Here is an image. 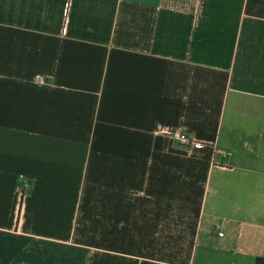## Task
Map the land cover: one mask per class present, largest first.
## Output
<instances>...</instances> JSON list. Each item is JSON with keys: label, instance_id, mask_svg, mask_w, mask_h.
Wrapping results in <instances>:
<instances>
[{"label": "crops", "instance_id": "obj_1", "mask_svg": "<svg viewBox=\"0 0 264 264\" xmlns=\"http://www.w3.org/2000/svg\"><path fill=\"white\" fill-rule=\"evenodd\" d=\"M256 256L264 0H0V264Z\"/></svg>", "mask_w": 264, "mask_h": 264}, {"label": "built area", "instance_id": "obj_2", "mask_svg": "<svg viewBox=\"0 0 264 264\" xmlns=\"http://www.w3.org/2000/svg\"><path fill=\"white\" fill-rule=\"evenodd\" d=\"M158 131L160 132H168V129L165 128L164 126H159L158 127ZM169 134L172 137L177 138L179 141L185 143V144H190V145H196L198 144V142L196 140H194L193 138H191L186 132L182 131V130H171L169 131ZM218 234H222V231H218Z\"/></svg>", "mask_w": 264, "mask_h": 264}, {"label": "trees", "instance_id": "obj_3", "mask_svg": "<svg viewBox=\"0 0 264 264\" xmlns=\"http://www.w3.org/2000/svg\"><path fill=\"white\" fill-rule=\"evenodd\" d=\"M254 264H264V256H256Z\"/></svg>", "mask_w": 264, "mask_h": 264}]
</instances>
